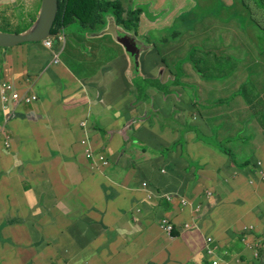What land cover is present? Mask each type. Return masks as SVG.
Returning a JSON list of instances; mask_svg holds the SVG:
<instances>
[{
	"label": "crops",
	"instance_id": "crops-1",
	"mask_svg": "<svg viewBox=\"0 0 264 264\" xmlns=\"http://www.w3.org/2000/svg\"><path fill=\"white\" fill-rule=\"evenodd\" d=\"M129 1L130 10L142 9L133 18L134 14L122 8V17L130 22L131 30H139V37L125 32L115 18L113 22L108 18V32L103 30L95 35L83 29L82 42L71 53L67 47L75 38L66 43L64 27L63 39L48 48L53 59L45 70L61 64V56L65 65L49 75L45 71L37 75L44 66L35 61L30 74L28 51L20 44L0 52V85L10 82L12 92L22 96L15 110L11 104L5 134H0V264H95L97 255L103 257L101 264L110 261L115 264L111 251L118 245L129 247L128 264H162V261L184 264L199 260L205 239L212 238L215 242L222 239L221 218L229 215V201L233 200L226 197L205 202L206 188L213 189L210 182L219 187L215 181L220 176L218 164L227 166L233 155L249 169L238 170L232 159L231 176H239L240 183L236 190L226 188L228 197L237 192L239 205L248 213L259 202L262 187L251 181H255L252 168L257 167L256 163L264 165V31L259 30L264 26V6L244 1L236 4L239 13L232 15L231 0H125V8ZM200 8L209 13L198 22ZM250 19L260 24L252 27ZM143 24L147 25L146 30ZM114 30L128 33L138 54H130L118 42L120 38ZM168 31L175 41L160 47L158 42L167 44ZM144 35L153 37L149 36L148 42L139 41ZM88 40L101 42L97 46L104 60L103 69L90 68L84 52L77 53V48L82 49ZM179 64L185 75L182 85L192 91L191 97L174 84ZM208 72L214 73L215 79L206 77ZM220 85L228 88L226 95L218 91ZM129 88L133 90L131 95L127 93ZM145 92H148L146 99ZM175 92L185 93L195 106L191 110L193 115L185 117L193 125L182 127L197 131L201 143L204 138H211L215 128L218 138L227 143L229 153L219 149V154L213 149L218 147L210 144L202 147L206 149L208 165L217 163L216 173L205 178L201 175L190 180L178 178L173 164L165 166L168 173L161 178L154 165L157 156L144 151L158 128L159 134L162 133L160 124L165 118L159 120L162 99L177 96ZM33 94L37 99L28 102L27 98ZM149 97L151 102L147 101ZM125 102L132 104L128 107ZM150 106H156L154 110L158 113L146 115ZM6 115L0 96V124ZM142 115V122H134ZM83 123H87L88 129H84ZM9 124L12 137L7 129ZM84 135H91L106 152L119 154L125 147L119 158L121 165L109 169L93 164L90 170L82 145ZM6 138H10L9 147ZM132 139H137L133 145L138 147L133 153L132 145L123 143ZM128 160L134 162L133 167L124 164ZM25 170L31 171L30 184L24 182ZM141 174L144 178L140 180ZM144 181L156 192L154 199L127 193ZM33 182L49 188L50 194L44 190L34 195ZM13 184L16 188H6ZM168 192L178 198L164 202L160 195ZM184 197L194 203H183ZM23 198L27 207L22 205ZM118 198L123 199L121 205L115 204ZM49 200L51 205L42 209ZM35 203L39 204V212L28 217ZM134 208L135 212L128 213ZM37 215L46 219L42 221ZM131 217L138 221L131 222ZM164 217L171 218L174 231L186 227L191 220L193 228L188 231L186 227L187 232L172 240L162 228ZM211 219H215L214 223L209 222ZM50 224L58 232L54 237L45 230ZM263 231L264 228L259 235ZM229 238L231 241L225 243V248L240 250L236 254L246 259L241 262L253 257L245 245L251 242L252 235L231 233ZM88 249L91 250L80 260ZM219 252L218 247L217 256ZM117 263L124 261L119 259Z\"/></svg>",
	"mask_w": 264,
	"mask_h": 264
},
{
	"label": "rangeland",
	"instance_id": "rangeland-1",
	"mask_svg": "<svg viewBox=\"0 0 264 264\" xmlns=\"http://www.w3.org/2000/svg\"><path fill=\"white\" fill-rule=\"evenodd\" d=\"M125 1V0H122ZM233 3L235 4H240L242 2H248L250 4H259V5H263L264 6V0H231ZM3 2H5L4 4V14H5V21L3 23L0 24V32L3 33H21L24 32L26 30H28L33 24L31 23V18L33 16H36V13H40L41 8H42V0H33L31 2V0H23L22 4L23 7L27 10V11H31L34 12V15L31 16L29 19L26 18L25 16H23L22 14L24 13V11L20 12L19 16H18V20L16 17V11L14 10L15 7H11V6H15L18 4L17 0H4ZM8 2L10 4H8ZM11 5V6H10ZM200 16H199V21H201L203 19V17L205 15H207L209 12L206 11L203 8H200ZM111 13V11H109ZM155 13V12H154ZM235 13H239L238 9L236 7H232L231 9V14H235ZM112 14V13H111ZM108 14L107 16H105L106 22H108V18L113 22L114 17ZM37 15V17H38ZM36 17V19H37ZM35 18L33 17V20ZM253 19V18H252ZM252 19L249 20V23L252 27H254L255 25H258L260 23H258L256 20L255 22L252 21ZM36 21V20H35ZM34 21V22H35ZM146 24H143L142 27L146 30ZM83 27L80 25L79 21L76 19H72V21H68L67 22V26L65 27V35H66V43L68 40H72L73 38H75V42H72V45L67 47V51L71 52V53H75L74 48L76 46H79L80 43L82 42V34L81 31H83ZM123 29V28H122ZM198 29H200V27H198ZM259 29V28H258ZM104 33L108 32L110 30L109 27H106L103 29ZM102 30V31H103ZM261 31H264V26H262V29H259ZM125 32H128L129 34H132L134 36L139 37V30L136 28L134 30H131L130 28H125L124 29ZM115 35H119V38H126V36L129 34L128 33H122L120 34L119 31L114 30ZM119 33V34H118ZM72 34H74L72 36ZM149 36L152 35H144V38H138V40L140 41V39L145 40V42H148L147 40L149 39ZM153 37V36H152ZM167 44H163L162 42H158L160 47H163L164 45H168L170 43H173L175 40L174 38L171 36V32L168 31L167 32ZM115 38V37H114ZM133 39V37H132ZM142 40V43H144V41ZM101 43L99 40H88V41H84V46H82L81 48H77V53L80 52H84V58H87L90 62V68L93 69H103L102 65L104 63V60L100 57V52H99V48H98V44ZM140 44V43H139ZM69 45V44H68ZM141 45V44H140ZM21 47H23L24 49H26L28 51V53L26 54V56L28 57L29 60V70H30V74H33L32 71V67L34 65L33 61L36 62V64H41L44 66L43 72L40 74V70L37 72V75H42L45 71L46 74H51L57 71L58 68L60 67H64L65 65V59L63 56H61V64L59 65H51V68L46 71L45 68L46 66L49 64L50 61H52L53 59V53L51 50H49L48 48H46L43 45V42H27V43H23L20 44ZM72 46V47H71ZM55 49H59L58 45H55ZM4 50V48L0 47V52H2ZM54 63L57 64L58 62L54 60ZM68 63V62H67ZM145 67V66H144ZM42 70V69H41ZM184 71H183V67L181 66V64L178 65V67H176L175 69V78L177 79V81H180L181 84L183 83V79H184ZM206 77L208 78H212L215 79V74L212 72H208L206 73ZM3 82V81H2ZM1 83V82H0ZM5 82H3L2 84H4ZM62 85H64V82H61ZM218 91L223 94L226 95L228 93V88L225 85H220L218 87ZM37 92V91H36ZM133 92L132 89H128V94L131 95ZM151 93H153L154 95H156L155 92H153L152 90L149 91ZM39 93V92H37ZM148 92H145V99H146V94ZM18 98L14 99L13 102V108L15 110L16 106L21 102L22 96L19 93H15ZM140 95L144 96V93H140ZM150 95V94H149ZM175 95V94H174ZM133 96V95H132ZM159 94H157V97L159 98ZM148 102H151L152 99L149 97L147 98ZM128 107L131 106L132 102H125ZM153 104V102H152ZM195 107L193 102L187 98L185 93H180V96H171L169 98H166L165 100L162 99V112H160L159 116V120L160 118L163 116L165 117L164 120L168 121L167 125L170 124L172 126H175L176 128H180L182 126H186L188 127L189 124L193 125V122L190 123L189 119H186L185 117L193 115V113H191L192 108ZM155 107L150 106L148 109H146L145 114L146 115H155L158 112L154 110ZM143 112V111H142ZM11 124V123H10ZM10 124L7 126V129L11 135V130H10ZM159 124V123H158ZM160 126L162 127V133L159 134V128L155 131V136L154 138L151 140H148L146 143V146L144 148V151H146L147 153H150L152 155L157 156L155 161H154V165L156 166L158 172V176L162 178L163 176L167 175V170H166V165L170 164V165H174L175 168L177 169V175L176 177L181 178V177H187L189 180L192 178H195L199 175H201L202 177H206L209 174L212 173H216V166L217 163H212L211 165H208V160H207V154H206V149H203L202 147H207L206 144H210L213 147H218V150L216 148H213L217 153L221 154V150L219 149H223L224 151L229 153V149L227 146V143L225 141H223L221 138H218L216 129L214 128V133L211 135V138H204L203 139V143L200 142V139L197 137V131L195 130H187L183 133H181L180 131H173L171 127L168 126H162V124H160ZM263 128V127H262ZM131 130H134V127H132ZM264 130V129H263ZM209 135V133H207ZM127 136H130L129 134H127ZM210 136V135H209ZM12 137V135H11ZM83 140H89V145H94V146H98V144H96L95 141H93V138H90L89 136H85L83 137ZM135 139H132V142L130 141H126L123 142L125 145H132V148H130V151L133 153L135 151L136 148H138L137 146L133 145V143ZM0 142L2 143V139H0ZM205 143V144H204ZM12 146V144H11ZM122 144L119 146L121 147ZM125 147H122V149L120 150L119 154L114 152H106L103 151L104 153V157H105V162L108 163V165L105 168H112V167H117L121 165V162L119 161V158L122 155V152L124 151ZM196 149L198 151H196ZM223 153V152H222ZM224 154V153H223ZM233 162L236 164V167L238 168V170L240 171H245L247 169H249L248 167H246L245 164H240V159L237 155H233L232 156ZM231 160H228V165L225 166L223 164H218L219 165V172H220V176L215 179V181H217L220 185L219 187H215L211 182V186L213 189L211 188H206V193H205V197L206 200L205 202H209V201H213V200H217V201H221L224 198H233L232 201L230 202V213L229 215L221 218L222 219V229H221V233L219 235L222 236L221 240H217L215 242V244L221 249L225 247V243L231 241L229 236L231 235V233H235V234H241L246 232L249 235H252V239L251 242L248 243V245H256V246H264V231L259 235V233L261 232V230L264 228V165H262V162H257L256 165L257 167L252 168V171L255 175V181H251L252 184L255 185H260L262 187V195L260 196L259 202L257 204H253V210L248 213L245 212L243 210V206L239 205V196L237 195V192H235L231 197H228V194L226 192V188H232L234 190L237 189V186L240 183V177L237 175H233L231 176ZM251 160V159H250ZM87 164L90 168V170H92V165L94 164L91 160L87 159ZM124 164L126 166L129 167H133L134 162H132L131 160L125 161ZM198 164L201 168L197 169V165ZM208 166H212L214 167L213 170H208ZM164 170V172H163ZM30 172L31 171H26L24 172V182L27 184H30ZM144 175L141 174L139 176V179H143ZM192 185H195V182L190 181L189 182ZM33 184H35L34 190H32L34 193V195H39L44 193V190L46 191V194L49 195L50 192L48 191L49 188L43 187L40 184L33 182ZM254 188V186H252ZM6 188H16L12 186H6ZM29 190V189H28ZM27 191V190H25ZM7 191L4 190L3 194H6ZM127 193H132V196L138 197L140 196V194L144 197L148 199V196H151L150 199H154V192L151 189V185L150 183H142L139 185L138 188H129L127 190ZM210 193L209 196H207V194ZM141 196V197H142ZM186 202L193 204L194 202L187 198L184 197ZM22 205L27 207L26 204L24 203L25 200L24 198L22 199ZM121 202H123V199L118 198L115 201V204H120ZM51 200L49 201H45L43 203L42 209L45 207H48L51 205ZM227 203L223 204L222 206H226ZM70 203H68L66 205V209L69 208ZM195 207V205L193 206ZM193 209V208H192ZM135 208L128 211V213H133L135 212ZM39 212V204L35 203L34 209L29 212L28 217L33 216L32 214H37ZM253 212V213H252ZM197 217V216H196ZM36 218H40L42 221L46 219V217L44 215H37ZM168 220V224L167 227H170L171 230H169V238H171L172 240L178 238V235L184 234L185 232H187V228L188 231L190 229H192V224H193V220H191L189 222L188 225L182 226V228L178 231H174L175 230V226L174 224L171 222V218L168 217H164ZM259 218V219H258ZM196 219V218H195ZM258 219V221L256 222V220ZM131 222H136L138 221L136 218L131 217ZM215 220V219H214ZM214 220L211 219L209 220L210 223H214ZM27 226V224H26ZM108 228L109 229H113L111 224H108ZM62 228H60L61 230ZM45 230H49V232L51 233V236L54 237L57 233L55 231L54 226H52L51 224L45 228ZM205 242V247L203 248V253H202V258L201 259H196L197 261H199L200 264H204L206 257H209L213 252V246L209 245ZM219 242V244L217 243ZM244 242V241H243ZM39 244V243H38ZM41 246V245H40ZM248 249V248H247ZM91 249L85 250L83 252V258L80 260L84 259L85 253L89 252ZM249 250V249H248ZM128 251H129V247H123L121 245L115 246L112 248V258L113 261L115 262V264H119L117 263V260H121L124 261V264H128V259L129 256L128 255ZM252 252L253 255L257 254V250H250ZM202 252V251H201ZM227 253V252H226ZM199 254V252H196L195 256H197ZM206 257H205V256ZM241 255L238 254L236 257H240ZM67 257L69 259L70 254L67 253ZM220 259L222 258V255L218 254L217 256ZM216 257V258H217ZM256 257H252L251 259H247L246 262H239L237 263V259L234 257L232 259L233 263L230 264H253L255 261ZM103 259V257L101 256H95L94 260H95V264H101V260ZM224 260V259H223ZM166 261H162V264H165ZM64 263V262H61ZM108 264H113L112 261H110ZM136 264V263H135ZM147 264H152V263H147Z\"/></svg>",
	"mask_w": 264,
	"mask_h": 264
},
{
	"label": "trees",
	"instance_id": "trees-1",
	"mask_svg": "<svg viewBox=\"0 0 264 264\" xmlns=\"http://www.w3.org/2000/svg\"><path fill=\"white\" fill-rule=\"evenodd\" d=\"M233 5L234 7H236L235 3H233ZM129 6H130V1L127 2L126 8H125L122 0H58V13H57V17L53 25V28L51 30V34L57 35L59 30L62 29V27L67 26L68 21H72V19H76L79 21L80 25L84 28L86 32L97 35L98 32L102 31L107 25L105 16L111 13H112L111 15L115 18L117 24L122 25L125 28H129L130 22L122 17L123 15L122 8H124V11H126L125 9H127L128 11L126 12H129L130 14H134L133 18L137 15L136 12L142 9V8H139L138 10H130L132 9V7H129ZM14 10L16 11L17 20H18V16L20 12L22 11H24L22 15L28 19L34 15V12L27 11L23 6H19L15 8ZM109 11H111V13ZM37 15L38 13H36V16H33L35 18L34 20H33V17L31 18L32 24H34L33 22L36 20ZM1 17L4 22L5 21L4 11H2ZM244 28L247 30L246 26H244ZM223 61H224V56L221 55V57L219 58L220 66L223 65ZM174 84L175 86H178L185 90V87L181 84L180 81H174ZM185 92L189 97H191V93H192L191 90H185ZM175 93L177 97L180 96L179 92H175ZM167 122L168 121L163 120L162 125L166 126ZM170 126L174 130H178L181 133L187 130L186 127L176 128L175 126H172V125ZM134 141L136 142L137 139H135ZM162 200L164 202L166 201L169 202L165 198H163ZM245 245H246V248H248L249 250H257V246L254 244L252 245L245 244ZM239 251L240 250H236L232 246H229L226 248L224 247L223 249L221 248L220 254L222 255V258L224 260L218 257L216 258V256H214L209 259H205L204 264H230L231 260L229 259L234 258L237 255L236 253ZM263 253H264V248L261 250L262 256H264ZM258 259L261 260V258H258Z\"/></svg>",
	"mask_w": 264,
	"mask_h": 264
},
{
	"label": "built area",
	"instance_id": "built-area-1",
	"mask_svg": "<svg viewBox=\"0 0 264 264\" xmlns=\"http://www.w3.org/2000/svg\"><path fill=\"white\" fill-rule=\"evenodd\" d=\"M62 39H63V33H62V30H60L57 35L49 37V38L45 39L43 42L47 48H51L55 41L59 43V41ZM56 57H57V55H55L54 60L58 62ZM11 86L12 85L10 82L9 83L5 82L4 84L0 85V96H1L2 108H3V111L6 112V114H7L4 122L0 124V134H5L6 124L10 118L11 104L14 102V99L18 98V96L12 92ZM36 99H37V95L33 94L32 96H29L27 98V101L31 102L32 100H36ZM82 125H83L84 129H88L87 123H83ZM5 144L7 147L10 146V138H6ZM82 145L85 146L84 148H86L85 149L86 158L91 160L94 163L93 167H95L96 164H101L102 167H106L108 165V163L105 162L106 160L104 157V153L102 151H99L96 148V146L94 148L93 145H89V140H86V141L82 140ZM143 183L145 184L147 182H143ZM209 195H210V193L207 194V196H209ZM160 197L162 199L163 198L167 199L169 202H172L173 200L178 198V196L176 194H172L171 192L162 193V195H160ZM150 198H151V196H148V199H150ZM184 202L187 203L185 199H183V203ZM180 203H181V201H180ZM184 205H187V204H184ZM167 224H168V221L166 219H164L162 221V228L166 232H168V235H170L169 230H171V228L167 227ZM205 241L208 244V246L215 243V241L212 238L205 239ZM217 249H218V246H213V249H212L213 253L208 258L216 256ZM214 263H215V261H214ZM191 264H200V263H199V261H196L195 259H193Z\"/></svg>",
	"mask_w": 264,
	"mask_h": 264
},
{
	"label": "water",
	"instance_id": "water-1",
	"mask_svg": "<svg viewBox=\"0 0 264 264\" xmlns=\"http://www.w3.org/2000/svg\"><path fill=\"white\" fill-rule=\"evenodd\" d=\"M42 8L34 24L21 33L0 32V47L9 48L27 42H42L51 35V30L58 13V0H42ZM130 54H138L132 45L130 36L118 39Z\"/></svg>",
	"mask_w": 264,
	"mask_h": 264
},
{
	"label": "clouds",
	"instance_id": "clouds-1",
	"mask_svg": "<svg viewBox=\"0 0 264 264\" xmlns=\"http://www.w3.org/2000/svg\"><path fill=\"white\" fill-rule=\"evenodd\" d=\"M63 28L64 27H62V33H63ZM60 31V30H59ZM52 36H54V35H50L49 37H52ZM48 37V38H49ZM43 42V41H42ZM54 43H58V42H54ZM43 44H44V42H43ZM54 45V44H53ZM143 118H144V115H142V116H140V117H138V118H135L134 119V122H137V121H139V122H142L143 121ZM89 136V135H88ZM90 138H92V136L90 135ZM93 147L95 148V146L93 145ZM96 148L99 150V151H105L104 150V147L103 146H101V145H99V146H96ZM85 149L86 148H84V153H85ZM85 156H86V154H85ZM144 182H146V181H144ZM169 236V235H168ZM263 249V246H257V254H255V255H253V257H256L254 260L255 261H260V263L261 264H264V258H263V256H262V254H261V250ZM238 255V254H237ZM216 256H217V252H216ZM260 256H262V257H260ZM258 258H261V260H259ZM236 259H237V261L238 262H241V261H243V260H246V259H244L242 256H240V257H236ZM192 262H191V260H189V261H186L184 264H191Z\"/></svg>",
	"mask_w": 264,
	"mask_h": 264
},
{
	"label": "flooded vegetation",
	"instance_id": "flooded-vegetation-1",
	"mask_svg": "<svg viewBox=\"0 0 264 264\" xmlns=\"http://www.w3.org/2000/svg\"><path fill=\"white\" fill-rule=\"evenodd\" d=\"M4 0H0V23H2L3 22V19H2V17H1V15H2V11H4V4H5V2H3ZM18 1V4L17 5H15V6H13V7H15V8H17V7H19L20 5H21V3H22V1L23 0H17ZM33 0H31V2H32ZM8 4H10L9 2H8ZM11 6V5H10ZM34 23V22H33Z\"/></svg>",
	"mask_w": 264,
	"mask_h": 264
}]
</instances>
